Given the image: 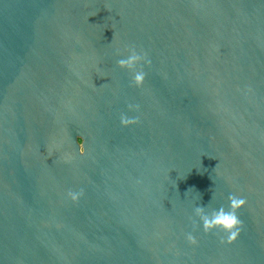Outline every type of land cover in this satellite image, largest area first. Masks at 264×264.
Segmentation results:
<instances>
[{
    "label": "water",
    "instance_id": "water-1",
    "mask_svg": "<svg viewBox=\"0 0 264 264\" xmlns=\"http://www.w3.org/2000/svg\"><path fill=\"white\" fill-rule=\"evenodd\" d=\"M0 264H264V0H0Z\"/></svg>",
    "mask_w": 264,
    "mask_h": 264
},
{
    "label": "clouds",
    "instance_id": "clouds-1",
    "mask_svg": "<svg viewBox=\"0 0 264 264\" xmlns=\"http://www.w3.org/2000/svg\"><path fill=\"white\" fill-rule=\"evenodd\" d=\"M129 53L126 59H120L117 63L118 66L122 69H128L129 71L133 72V85L136 87H141L144 84L146 74L142 68L137 69V65L141 63V61H145L150 65V61L147 60L146 53H138L135 47H131L126 49ZM94 86H96L93 83ZM102 86V85H101ZM129 110H139V105H132L129 104ZM120 123L124 127H128L130 125H134L139 123L138 117H128L127 115H121ZM78 147H79V155L84 156L87 154L86 147H85V140L82 136L77 137L76 140ZM66 160L73 159L71 154L65 155ZM68 197L73 201L76 202L84 195L83 190L79 192L69 191L67 193ZM229 208L226 210L223 206L220 207L218 210H210L206 211V207L197 206L194 209V214L196 217L199 218L200 222L202 223L203 231L208 233L216 232L226 234V239L221 237V243L232 244L234 243L242 230L243 222L238 217L237 213L240 209H242L247 201L244 198L237 197L236 195H229ZM194 229L198 227V225L193 222ZM187 240L190 244H196L197 240L192 233L187 234Z\"/></svg>",
    "mask_w": 264,
    "mask_h": 264
}]
</instances>
